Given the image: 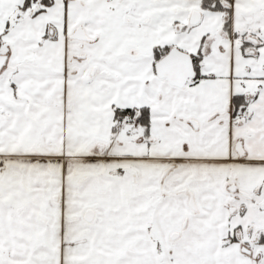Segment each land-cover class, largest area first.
<instances>
[{
    "label": "snow or ice",
    "instance_id": "snow-or-ice-1",
    "mask_svg": "<svg viewBox=\"0 0 264 264\" xmlns=\"http://www.w3.org/2000/svg\"><path fill=\"white\" fill-rule=\"evenodd\" d=\"M0 264H264V0H0Z\"/></svg>",
    "mask_w": 264,
    "mask_h": 264
}]
</instances>
